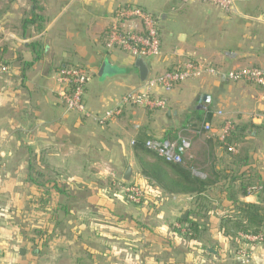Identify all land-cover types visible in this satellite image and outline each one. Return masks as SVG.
<instances>
[{
    "label": "crops",
    "instance_id": "crops-1",
    "mask_svg": "<svg viewBox=\"0 0 264 264\" xmlns=\"http://www.w3.org/2000/svg\"><path fill=\"white\" fill-rule=\"evenodd\" d=\"M166 2L173 4L172 0ZM142 3L0 0V64L7 67V72L0 74V264H246L221 230V215L233 207L228 193L234 191L240 202L264 205V192L243 196L240 181L231 184L230 179H220L206 195L212 207L207 217L191 215L195 195H168L154 186L141 174L132 142L145 131L153 138L176 135L188 140L194 149L193 140L200 134L220 138L224 121L258 127L247 131L252 170L246 178H260L264 187V88L206 75L187 80L171 92L156 89L155 95L168 102L162 111L126 106L120 116L100 126L82 114L66 111L58 96V75L69 65L88 70L91 80L86 106L102 115L128 92L142 88L149 77L187 60L206 61L223 71L264 67V0H235L238 13L179 1L181 15L174 17L177 25L161 36V56L144 59L148 67L145 81L140 78L137 60L119 50L109 52L105 46L116 10L137 6L149 12ZM31 19L34 23L23 24ZM161 19L168 20V14L163 13ZM203 96L210 100L204 101ZM219 111L223 117L216 114ZM208 113L213 116L210 133L201 131ZM258 143L262 144L258 147L261 154H255L257 147H253ZM92 148L98 154H108L105 160L114 165V169L95 173L98 179L123 178L131 166V185L145 189L150 203L161 198L168 204V241L162 238L167 246L157 249L159 236L141 222L143 218L150 221L149 208L145 207L149 202L132 204L122 193L114 201L106 196L103 183L76 180L74 154H92ZM41 157L52 168L50 174L39 168L40 172L57 178L66 190L96 192V197L88 198L91 209L78 217L79 222L74 216L79 201L76 195L75 200H68L54 193L48 212L39 207L43 187L31 183L27 174L29 163L34 160L37 164ZM64 159L67 167L60 170ZM183 159L198 169L207 166L204 155L196 150L185 151ZM211 160L215 169L210 167L206 174L196 172L197 177L214 179L218 172L226 175L239 169L234 157L215 148ZM16 191L26 194L14 199ZM65 204L67 212L61 209ZM185 210L204 228L197 240L184 239L173 231ZM17 215L24 217L22 224L14 220ZM177 240L184 244L179 253L171 248ZM249 264H264V240L252 248Z\"/></svg>",
    "mask_w": 264,
    "mask_h": 264
},
{
    "label": "built area",
    "instance_id": "built-area-1",
    "mask_svg": "<svg viewBox=\"0 0 264 264\" xmlns=\"http://www.w3.org/2000/svg\"><path fill=\"white\" fill-rule=\"evenodd\" d=\"M181 2L183 4L197 2L214 6L226 13H238L235 0H181ZM105 46L109 52L119 50L127 53L134 60L160 57L162 41L159 19L140 7L121 6L116 10L115 23L106 35ZM5 72H7V67L0 64V74ZM206 75L233 82L250 83L264 88V67H240L223 71L206 61L187 60L180 63L175 69L149 77L142 88L128 92L115 108L102 115L94 114L87 109L85 94L91 80V73L81 66L69 65L60 69L58 96L67 112H77L103 126L109 120L120 116L126 106L164 110L167 108L168 102L165 98L155 95L156 89L171 92L187 80L199 79ZM216 114L219 117L224 115L221 111ZM232 128L233 124L230 121H224L220 138L223 140ZM201 131L212 132V125L209 122L204 123ZM190 147V142L181 137L175 141L152 138L146 142L147 150L157 154L167 163H181L183 153ZM232 150L236 152L234 148ZM121 181L123 182L122 179ZM122 192L130 203L136 205L142 204L147 195L145 189L131 184L123 186ZM242 238L246 244L241 245L242 248L237 252V256L244 263L249 264L252 248L261 243L264 236L243 235Z\"/></svg>",
    "mask_w": 264,
    "mask_h": 264
},
{
    "label": "trees",
    "instance_id": "trees-1",
    "mask_svg": "<svg viewBox=\"0 0 264 264\" xmlns=\"http://www.w3.org/2000/svg\"><path fill=\"white\" fill-rule=\"evenodd\" d=\"M32 23H34L33 19L24 20L23 22L25 25H30ZM150 111L152 112L154 110ZM212 117V113H208L206 121L210 123ZM250 128L255 130L259 129L258 127L250 125L233 124L232 130L228 132L223 140L221 138H209L210 142L214 141L216 145H220L225 153L234 157L237 162V167L239 168L237 171H232L226 175L225 172H221L220 174H218V172L214 179H210L209 177L201 179L197 177L195 173H203V170L198 169L196 164H185L184 159L181 163H167L157 154L147 150L146 142L152 139L153 136H149L145 131L141 132L133 141V146L136 158L140 163L141 174L165 194L195 195V206L194 209L191 210V215L205 219L207 214L212 210L211 202L206 195L210 188L220 179H230L229 183L231 184L232 182L240 181L241 194L243 196L254 194L257 191L264 192V187L260 178H258L260 181L257 177L253 178V176L246 178L248 174L247 171L252 170L250 166V154L252 150L251 147L243 148L242 145L247 144V139L249 137L247 131ZM143 130H146V128ZM165 138L172 141L179 140L176 135H168ZM233 148L236 152L232 150ZM213 150L214 148H210L209 151L207 150V154H203L206 160L211 161V169H215L213 161L211 160ZM207 156L209 158H207ZM244 167L247 168L243 169ZM27 177L31 183L39 188L43 187V191L40 192L41 196L38 199L39 207L43 212H48L49 209H51L50 205L54 193H58L68 200L76 199L73 192L66 190L65 185L60 183L57 178L40 172L34 160L29 163ZM228 200L232 202L233 207L225 210L221 215L220 228L224 231L225 236L235 244L236 252H238L242 248L241 245L246 244V241L242 238L243 235H263L264 205L240 202L235 198L234 191L228 193ZM144 201L145 200H143V202ZM61 209L67 212L66 204ZM179 223L182 228L173 227V231L184 239L197 240L201 232L204 231L200 222L194 221L190 217H188L187 220L180 219Z\"/></svg>",
    "mask_w": 264,
    "mask_h": 264
},
{
    "label": "rangeland",
    "instance_id": "rangeland-1",
    "mask_svg": "<svg viewBox=\"0 0 264 264\" xmlns=\"http://www.w3.org/2000/svg\"><path fill=\"white\" fill-rule=\"evenodd\" d=\"M163 1L164 0H143L144 3H142V5H144L150 13H152L153 15H155L159 19V28H160L162 38H163L164 32L166 30H169L173 26L177 25L178 20H174V19H176L174 17L181 15V9L179 8L180 5H178V4H174V5L172 4L171 5L170 2H166V0L164 2ZM173 6L175 8V11H172ZM189 6H192V5H188V7ZM163 13L168 14V20L162 21L161 17L163 15ZM154 111H158V110H154ZM199 136L200 137H196L195 140H193L196 142V144H195L194 149H193V146H192V148L189 149V153H192V151L194 152V150H196L198 152V154H207L208 149L206 147L215 148L216 150H221L223 153H225L223 151V149L220 147V145H216L214 141L210 142L209 141L210 139H208L205 134H200ZM204 144H206L205 147H203ZM253 145H255L253 147H257V151L255 154H261L263 152V151L258 152V147L260 146L259 148L261 149L262 144L260 145L258 143L257 145L256 144H253ZM242 147L247 148V147H250V145L245 144V145H242ZM225 154H227V153H225ZM107 155L108 154H98V152L94 148H92V154H74V156L76 158V166H75L76 168H75L74 174L76 176V180H78V182H80V183L84 182V180L86 182H88V180H89V182L96 183L98 185H100V183H103L104 185L103 184L102 185L107 187V189L105 191L106 196H108L111 200L117 201L120 198L119 196H121V193L123 194V192H122L123 186L129 185V184L122 182L121 181L122 178H116V177L114 179L115 181H117L116 183L114 182V180H112V178L107 180V181H106V179L105 180L104 179H98L97 175L95 174L99 171L105 172V171H109L111 169H114L113 168L114 165L109 163L110 161L105 160ZM37 161H38L37 162L38 168H41V170H44L45 173L49 172V174H50L52 166H49L48 164H46L42 157L40 159H38ZM43 161H44V163H43ZM61 161L65 162V163L63 164L60 162V164H62L63 166L62 165L59 166V169L64 170V167H67V160L64 159ZM205 164L207 166L204 169H202L204 174H206V172L208 173L210 171L211 161L206 160ZM46 165H48V166H46ZM55 165H56V163H55ZM83 172H86L89 175V179H88V177L86 178V175H83V174H85ZM133 185H135V184H133ZM119 189H121V191ZM13 193L16 194L14 199H18L19 198L18 196H20V194H21V196L26 194L25 192H18V191L13 192ZM95 193L96 192H87V191L84 192V191H79V190H75V192H73V194L79 198V201H77L78 204H76L74 206V216H76L77 221H78V217H81L85 213H88V211L91 209L88 206L89 205L88 198L91 199V198L96 197L97 194H95ZM144 202H149V201L145 199ZM147 206L149 208L148 209V215L150 214V218H149L150 221L149 220L147 221L146 218H143V219H141V222H143L146 225V228L150 229L153 234L159 236V238L156 239L157 241H159V243H157V241H156V248L161 250V248H164L165 246L168 245V244H162L163 243L162 238H164L168 241L165 232L170 229L169 228L170 224L168 223L169 222L168 218L171 217V215H170L171 210H170L168 204H166V203L163 204V200H161V198H160V200L156 199L155 203L154 202L147 203V205L145 207H147ZM143 210H144V208L140 209V213ZM146 210L147 209L145 208V211ZM14 220L16 221V223L22 224L24 222V217H22V216L20 217L19 215H17L14 218ZM32 222L29 220L27 221V223H32ZM174 227L182 228L181 224L179 222H177L174 225ZM163 245H165V246H163ZM183 246H184L183 241L177 240L176 242L174 241V245L171 246V248L176 253H179L180 249L183 248ZM171 248H169V249H171Z\"/></svg>",
    "mask_w": 264,
    "mask_h": 264
},
{
    "label": "water",
    "instance_id": "water-1",
    "mask_svg": "<svg viewBox=\"0 0 264 264\" xmlns=\"http://www.w3.org/2000/svg\"><path fill=\"white\" fill-rule=\"evenodd\" d=\"M179 1L181 0H172V3L173 4H177ZM136 66L139 68V72H140V78L142 81H145L148 77V67L145 63V60L143 58H139L137 59L136 61ZM103 70H101L102 72ZM102 75V73H100V76ZM203 100L204 101H209L210 98L209 96H203ZM132 178H133V169L131 166H128L124 175H123V182L127 183V184H131L132 182ZM188 214H189V211L188 210H185L181 216V219L182 220H187L188 219Z\"/></svg>",
    "mask_w": 264,
    "mask_h": 264
}]
</instances>
